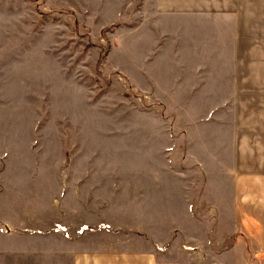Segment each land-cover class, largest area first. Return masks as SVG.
<instances>
[{
    "label": "rangeland",
    "instance_id": "1",
    "mask_svg": "<svg viewBox=\"0 0 264 264\" xmlns=\"http://www.w3.org/2000/svg\"><path fill=\"white\" fill-rule=\"evenodd\" d=\"M263 61L264 0H0V160L63 208L73 173L104 171L108 214L148 213L149 185L156 235L189 252L259 233L233 188L264 173Z\"/></svg>",
    "mask_w": 264,
    "mask_h": 264
},
{
    "label": "crops",
    "instance_id": "2",
    "mask_svg": "<svg viewBox=\"0 0 264 264\" xmlns=\"http://www.w3.org/2000/svg\"><path fill=\"white\" fill-rule=\"evenodd\" d=\"M248 77L245 81L250 84L244 91L251 93L256 89L264 93V74H260L259 79L251 76L253 81ZM233 78L227 74L222 76L228 96ZM254 81L258 84L252 86ZM258 128L264 130V121ZM261 145L264 146V142ZM6 164V158L0 160V264H264L263 172L258 178L244 175L233 188L243 210V218L238 219V224L246 225L252 231H256L254 226L259 224L260 232L206 235L205 239L196 242V249L189 252L183 250L182 245L175 246L172 235H156L157 222L154 214L149 213V185L138 192L144 196L137 197L139 204L143 199L148 213L143 210L133 215L116 209L108 214L109 189H100L106 181L101 180L104 176L96 175L104 171L73 173L75 175L68 183L72 189L69 197L75 203L63 208L56 204L59 198L55 186H38L39 182L35 180L24 189L21 184L13 183L11 167ZM228 171L233 174L232 170ZM30 173V178L39 176L38 171ZM114 196L117 197L116 192H110V198ZM153 199L151 195L152 208ZM253 210L259 211L262 218L259 219ZM55 223H61L67 229L68 237L62 233L48 234ZM82 227L88 229L82 231ZM36 230L43 233H34ZM162 247L165 248L163 251Z\"/></svg>",
    "mask_w": 264,
    "mask_h": 264
}]
</instances>
